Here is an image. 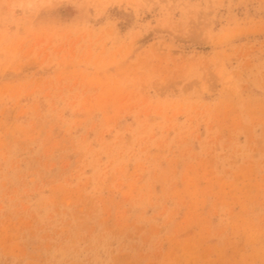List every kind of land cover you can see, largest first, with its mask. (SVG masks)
Instances as JSON below:
<instances>
[{
	"label": "rangeland",
	"instance_id": "374dc122",
	"mask_svg": "<svg viewBox=\"0 0 264 264\" xmlns=\"http://www.w3.org/2000/svg\"><path fill=\"white\" fill-rule=\"evenodd\" d=\"M0 264H264V0H0Z\"/></svg>",
	"mask_w": 264,
	"mask_h": 264
}]
</instances>
